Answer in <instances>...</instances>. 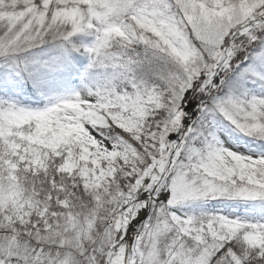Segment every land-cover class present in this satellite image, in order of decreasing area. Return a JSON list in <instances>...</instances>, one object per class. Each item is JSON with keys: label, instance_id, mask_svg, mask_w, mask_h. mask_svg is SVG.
Segmentation results:
<instances>
[{"label": "snow or ice", "instance_id": "snow-or-ice-1", "mask_svg": "<svg viewBox=\"0 0 264 264\" xmlns=\"http://www.w3.org/2000/svg\"><path fill=\"white\" fill-rule=\"evenodd\" d=\"M0 264H264V0H0Z\"/></svg>", "mask_w": 264, "mask_h": 264}]
</instances>
